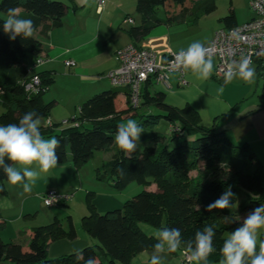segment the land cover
Listing matches in <instances>:
<instances>
[{
    "label": "trees",
    "instance_id": "trees-1",
    "mask_svg": "<svg viewBox=\"0 0 264 264\" xmlns=\"http://www.w3.org/2000/svg\"><path fill=\"white\" fill-rule=\"evenodd\" d=\"M73 3L74 0H0V95L4 107L0 125L16 123L25 112L32 110L41 119L48 117L54 102L45 103L41 96L53 78L47 72L34 71L36 60L44 56L42 43L36 35L45 37L49 31L60 27ZM159 7L163 8L165 19L156 16ZM9 8H19L21 18L33 20L35 32L32 38L17 37L12 41L3 32L2 24ZM214 8L215 0H136L142 24L130 28L129 35L136 40L160 22L179 20L185 11L191 10L196 19ZM221 21L226 27L237 25L232 10ZM33 74L38 75L40 88L37 93L28 95L22 81L29 80ZM151 85L148 80L142 85L137 107L129 102L128 88L124 91L125 104L119 98V91L103 90L77 107L76 114L67 119L66 124L51 123L49 126L45 123L40 130L45 138L55 136L61 141L57 149L59 164L66 160L67 152L73 164L80 167L95 150L108 151L112 153L111 158L102 163V172L97 169V180L116 190L132 182L142 186L154 183L156 191L142 190L124 201L120 209L105 212H97L92 203L93 193L88 192V214L81 218L80 225L97 241L96 244L50 258L48 247L51 242L76 238L75 226L67 216V228H63L59 220L32 228L26 245L0 238V264H85L89 257H94L97 264H131L135 255L154 250L153 245L157 243L156 239L142 233L140 222L157 228L178 227L183 241L194 239L197 230L212 225L216 232L213 241L216 251L209 257L208 264L221 260L225 232L231 227L223 222V218L232 215V209L207 212L205 206L229 186L236 193L233 203L237 202L238 188L244 191L240 213L247 215L264 205V165L247 143L235 144L223 131H218L214 123L203 125L199 112L188 104L183 107L167 104L165 93H151ZM140 106L154 107L161 114L148 113L141 119L139 125L144 132L137 145L146 141L149 145L126 154L116 146L114 136L124 118L139 115L137 109ZM159 118L168 122L172 138L184 136L177 146L169 149L165 136L147 131ZM86 123L91 128H84ZM201 164L210 170L200 173ZM118 168L123 169V174ZM218 169L225 171L224 176L214 174ZM191 170L197 172L193 179L188 176ZM6 182L7 177L0 169V195L6 194ZM262 239L264 232L260 234L259 240ZM78 252H82V257H78Z\"/></svg>",
    "mask_w": 264,
    "mask_h": 264
},
{
    "label": "crops",
    "instance_id": "crops-1",
    "mask_svg": "<svg viewBox=\"0 0 264 264\" xmlns=\"http://www.w3.org/2000/svg\"><path fill=\"white\" fill-rule=\"evenodd\" d=\"M217 8L215 0V8L196 19L193 18L191 10L185 11L179 20L172 23L160 22L142 37L133 40L129 35L130 28L142 24L141 16L136 10V0H105L100 8L95 0H74L60 27L52 29L45 37L36 35L42 43L46 60L34 71L47 72L53 78L41 98L45 103L53 101L54 105L48 117L41 119V126H44L46 120L52 124H61V121L75 115L77 107L94 94L108 89L117 90L106 74L116 68L115 52L123 47L134 44L153 49L156 60L160 61L170 53L186 48L193 40L199 39L207 45L222 18L218 19L219 24L215 23L212 27L203 25L202 18L210 16L209 14ZM231 10L233 11L232 8L229 9ZM156 16L161 19V14L156 12ZM127 17L132 23L123 22ZM243 22H238L236 18L237 24ZM222 27L226 26L223 24ZM67 60L74 61V66H66ZM213 62L215 63V59ZM184 77L188 85L178 90L182 87L177 85L174 74L170 76L171 88L168 91L173 93L171 97L175 101L173 103H176L173 106L179 105L178 103L182 101L180 102L182 106L178 107L186 104L194 107L199 112L203 125L208 126L204 123L210 121L211 125L214 123L216 129L223 131L235 144L247 143L264 165V104L260 100L257 103L250 98L249 102L243 103L250 97L253 85L256 88L257 82L248 84L240 79H234L232 83L224 86V91L220 93L217 89L224 81L217 80L212 75L208 80H200L191 71H187ZM126 88L118 87L117 90L123 104ZM228 88L230 89L227 90ZM195 94L200 96L201 106L196 102L194 104L190 99ZM203 98L206 101L212 98L213 101L207 104ZM3 110L0 95V113ZM63 166H67L64 172ZM78 173V167L72 163L70 155L48 173H42L31 193H24L21 184L12 185L6 182V194L0 197V238L5 242L26 245L32 228L47 225L55 220H59L63 228H67V216H70L76 229V238L74 240L62 238L51 242L48 256L56 258L96 244L97 241L87 235L80 225L81 218L88 214L86 196L81 202L79 197L69 201L71 206L76 201L80 203V210L76 211L78 220L69 205L52 207L44 211H39L37 206L32 205L34 200V203L41 202V195L47 190L55 188L60 193H71L79 184ZM58 182L67 185L62 186ZM100 182L102 186H96L86 192L93 193L92 203L97 212L120 209L124 202L117 198L116 189L103 181ZM84 184L81 183L80 186ZM245 216L244 213L237 214L232 209V215L228 217L233 219L240 217L242 221ZM173 259L175 264H178L180 256L175 253ZM141 261L139 264H148L147 260Z\"/></svg>",
    "mask_w": 264,
    "mask_h": 264
},
{
    "label": "clouds",
    "instance_id": "clouds-1",
    "mask_svg": "<svg viewBox=\"0 0 264 264\" xmlns=\"http://www.w3.org/2000/svg\"><path fill=\"white\" fill-rule=\"evenodd\" d=\"M3 32L14 41L17 37L29 39L35 32L34 22L21 18L19 8H9L2 24ZM176 71H191L198 79H210L213 68V51L201 40H193L186 48H180L174 53L170 62ZM256 70L251 58L241 55L239 60H233L224 70L223 85L217 91L222 93L224 86L240 79L245 83L255 82ZM41 117L35 110L25 112L16 123L0 125V169L12 185L21 184L24 193H31L42 173H48L58 166L60 157L57 149L61 141L55 136L45 138L41 133ZM144 132L135 120L128 119L118 125L114 136L116 146L126 154H132L137 149L141 134ZM123 174V169L118 168ZM236 193L231 186L220 196L205 206V211L230 209L234 206ZM226 223H231L228 216ZM264 230V205H259L250 211L239 227L231 231L220 249L219 264H264V239L259 240L258 234ZM216 232L212 225H206L197 230L194 239L183 241L181 229L178 227H162L156 233L157 243L153 245L150 264H162L164 252L175 253L184 246L188 254L189 264H208L209 257L216 251L214 237ZM82 257V252H78ZM85 264H97L94 257H89Z\"/></svg>",
    "mask_w": 264,
    "mask_h": 264
},
{
    "label": "built area",
    "instance_id": "built-area-1",
    "mask_svg": "<svg viewBox=\"0 0 264 264\" xmlns=\"http://www.w3.org/2000/svg\"><path fill=\"white\" fill-rule=\"evenodd\" d=\"M98 7H102L105 0H95ZM253 16L246 22L232 27H222L216 30L206 45L212 48L213 59H215L212 76L223 81L224 70L233 60H239L241 55L251 58L252 66L256 74L264 81V0H249ZM123 22L132 23L127 17ZM174 53H170L164 59L157 61L153 49L138 47L130 44L115 52L116 68L109 71L106 77L112 85L127 87L129 90V102L131 106L137 107L139 93L142 85L148 80L151 84H158L164 89L171 88L170 76L175 75L177 85L185 87L188 85L184 71H176L171 65ZM44 56L39 57L35 66L45 62ZM66 66H74V61H65ZM25 92L35 94L40 88L38 75L33 74L27 81H22ZM67 120L61 121L66 124ZM46 124L51 123L46 120ZM76 125V123H73ZM71 195L57 193L54 190H47L41 195V200L46 207H57L65 204ZM179 264H189L188 254L180 249Z\"/></svg>",
    "mask_w": 264,
    "mask_h": 264
},
{
    "label": "rangeland",
    "instance_id": "rangeland-1",
    "mask_svg": "<svg viewBox=\"0 0 264 264\" xmlns=\"http://www.w3.org/2000/svg\"><path fill=\"white\" fill-rule=\"evenodd\" d=\"M216 4L218 7L217 10H215L213 13L209 14L210 16L202 18V24L203 25H205L207 27H212V25L215 23L219 24L218 19L227 15L230 8L233 9V11L235 13V17L237 18L238 22H243V21L248 20L253 14L252 10L250 8L249 0H216ZM157 13L161 14V19H165V12H164L162 7H159L157 9ZM222 26H223V24L221 22L218 28H221ZM37 68H38V66L35 68V70ZM256 82H257L256 88H255V85H253L252 91L250 93V97H248L243 103L249 102V100L251 99L257 103L260 100V102L262 104H264V81H262V79L257 76V77H255V83ZM115 88H117V90H119L117 86H115ZM182 89H184V88L183 87L178 88V90H182ZM229 89L230 88H228L227 90H229ZM141 90H142V88H141ZM149 91L151 93L155 92V91H161V92L165 93V95H166L165 101L167 104H169V105L176 104V103H173L175 101H173V97H171L173 93L164 89L162 86H160L158 84H152L149 87ZM167 95L168 96L170 95V96L167 97ZM190 99L192 100V102H194V104L196 102V104H200L199 106H201V101H199L200 100L199 95L195 94L194 96H191ZM203 100H205V98H203ZM212 101H213L212 98H210V101L205 100V103L209 104V103H212ZM180 102H182V101H180ZM180 102L178 103L179 105H177L176 107L182 106V103H180ZM203 108H205V107H203ZM137 112L139 114L138 116L126 117L123 119L122 123H126L128 119H133L139 124L141 119L146 118L145 115L148 113L161 114V111L157 110L154 107H151V108L142 107L141 108V106H140V108L137 109ZM204 115H205V113L203 111V116ZM204 124L211 126L210 121H206V123H204ZM84 128L88 129V128H91V126L88 123H86ZM147 131L159 133V134L165 136L167 139V148H169V149L177 146L184 139V136L183 137L175 136L172 138V132H171L170 126H169L168 122L165 121L163 118H159L153 126L147 128ZM145 145H149V142L146 141V142L138 144L136 151L138 152ZM111 155H112V153L108 152V151L95 150L93 153V156H91V158L88 161H86L80 167H78L79 173H78V182L77 183H79V184L75 186L74 190H72L71 193L67 194V195H71L70 199L67 202L68 204L67 205H66V203L61 204V205H58L57 207H66L69 205V207L73 210L74 217L78 220V213L76 211L80 210V203L78 201H76L71 206L69 201H72L75 198L78 199V197H79V200L81 202V199L86 196V194H87L86 192L88 190L91 191L96 186H102V183L99 180H97V174H98L97 169H99V172H102V167H101L102 163L109 160L111 158ZM67 156L70 157L69 152H67ZM63 167L64 168H62V169L64 172V170L67 169V168H65L67 166H63ZM208 170H210V167L207 168L203 164H201L199 166V172L200 173L208 172ZM224 173H225L224 170L218 169L215 171L214 174H216L218 177H220V176H224ZM188 176L191 177L192 179L195 178L197 176L196 170L189 171ZM80 181H81V183H85V184L80 186V184H81ZM59 185L64 186L67 184L59 183ZM151 188L153 189L152 192L156 191V185L154 183L150 184L149 186H142V185H139L135 182H132V183L128 184L125 188L120 189V190H116L117 191L116 195H117V198L123 203L124 201L135 196L137 193L141 192L142 190H151ZM54 191L57 193H60V191H58V189L54 188ZM62 194H65V193H62ZM0 197H1V195H0ZM34 202H35V200H34ZM34 202L32 203V205L37 206L39 211L49 210L50 208H52V207L44 206L42 201L41 202L38 201L37 203H34ZM243 202H244V191L241 190L240 188H238L237 202L234 203V206L232 207V209L237 214L240 213L239 207ZM230 219L232 222L227 223V224L231 225V227L229 230H227L225 232L226 237L231 231H233L235 228L239 227L240 224L242 223L240 217H238L236 219H233V218H230ZM223 222H225L224 218H223ZM163 225H164V221H163ZM139 227H140L142 233H144L147 236H151L154 239H156V233L158 232V230L161 229V228L153 227V226H151L147 223H144V222H140ZM262 232H264V230H261V232L258 234V242H259L260 234ZM181 249H184V248H181ZM152 252H153V250H145V251L140 252V254H137L138 256L135 255L131 259V264H139L140 262H142L141 260H143V261L147 260L148 264H150V258H151ZM175 253H177L178 257L180 256L179 250ZM175 253H168V252L162 253L161 254L163 256L162 264H175L174 259H173ZM178 264H179V262H178ZM213 264H219V262H215Z\"/></svg>",
    "mask_w": 264,
    "mask_h": 264
}]
</instances>
